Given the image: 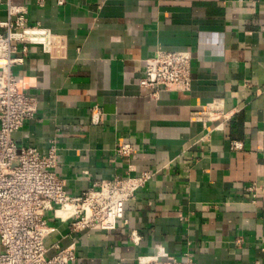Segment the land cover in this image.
I'll use <instances>...</instances> for the list:
<instances>
[{"label": "crops", "instance_id": "0c3cea01", "mask_svg": "<svg viewBox=\"0 0 264 264\" xmlns=\"http://www.w3.org/2000/svg\"><path fill=\"white\" fill-rule=\"evenodd\" d=\"M28 10L31 23L66 41L57 57L31 45L13 67L39 103L15 134L18 145L45 152L56 137L58 173L72 195L127 175L129 163L153 172L114 230L70 231L49 212V254L73 243L71 264H137L162 246L178 256L189 250L200 264H264V192L248 189L264 187V0H47ZM157 49L193 51L189 91L153 99L141 84L144 59ZM211 101L230 120H191ZM94 105L104 111L98 124ZM122 141L136 146L129 159L116 155Z\"/></svg>", "mask_w": 264, "mask_h": 264}, {"label": "built area", "instance_id": "2783aa9c", "mask_svg": "<svg viewBox=\"0 0 264 264\" xmlns=\"http://www.w3.org/2000/svg\"><path fill=\"white\" fill-rule=\"evenodd\" d=\"M32 1L44 5L47 0H0L7 14L6 19H0V264H71L77 258L73 243H55L56 251L49 254L45 239L56 227L49 224L47 214L53 212L67 222L70 231L114 230L125 219L126 202L137 195L153 172L139 171L129 163L127 175L95 179L80 194L72 195L67 190V180L58 173L61 157L56 137L50 138L45 152L34 145H18L15 134L37 115L39 103L22 86L13 67L24 63L31 45H40L57 57L66 41L64 35L51 28L31 23L28 3ZM57 2L62 5L65 0ZM194 57L190 50L157 49L144 59L140 82L151 89L153 99H158L161 91H189ZM90 117L93 123H101L103 109L94 105ZM231 117V111L219 101L202 104L190 113L191 120L204 126L213 121L222 125ZM208 136L209 133L203 138ZM233 147L242 148V141H234ZM115 151L117 156L129 159L136 146L122 141ZM248 189L255 195L264 192V187L257 185ZM137 264L200 263L189 250L178 256L159 246L152 253L139 255Z\"/></svg>", "mask_w": 264, "mask_h": 264}]
</instances>
